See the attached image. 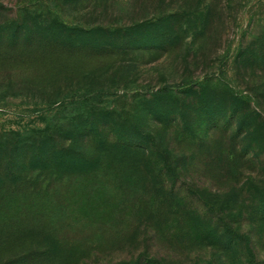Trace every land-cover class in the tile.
Returning <instances> with one entry per match:
<instances>
[{
	"label": "rangeland",
	"instance_id": "rangeland-1",
	"mask_svg": "<svg viewBox=\"0 0 264 264\" xmlns=\"http://www.w3.org/2000/svg\"><path fill=\"white\" fill-rule=\"evenodd\" d=\"M164 1L0 0L10 33L48 11L110 30L180 13L115 53L0 44V153L25 170L10 264H264V0ZM44 142L95 167L20 159Z\"/></svg>",
	"mask_w": 264,
	"mask_h": 264
},
{
	"label": "trees",
	"instance_id": "trees-1",
	"mask_svg": "<svg viewBox=\"0 0 264 264\" xmlns=\"http://www.w3.org/2000/svg\"><path fill=\"white\" fill-rule=\"evenodd\" d=\"M164 2V0H160L159 6H162L161 4H163ZM208 13H210V10ZM197 15H199V12L193 11L186 15L188 17L184 26L190 29L192 24L195 23L193 16H196V18L199 19ZM162 16L163 17H158L157 19L147 18L124 29L110 30L103 27V25H98L91 28H85L82 25L77 24L70 25L65 20H61L59 19V17L53 15L51 11H48L46 12V14H40L39 16L34 17L33 21L28 19V15L24 18L26 21L24 22L25 24L18 25V27H16V29L12 33H10V31L8 30H3V28L1 27L0 44L6 42L10 46L15 47L24 45L28 49H33L35 53L42 54L44 53L41 50V48L43 49V45L45 50L47 49V51L57 49L70 51L73 48L87 49L90 48L91 44L98 43L96 48H98L99 50L106 52L110 51L112 53H115V51L120 49L122 46L127 47L131 46L132 44H135V41L139 42L136 39L135 41L132 40L131 37H134L137 33L141 32L140 28H143L144 25H154V23H160L163 24V26H156L158 28L157 31H161L163 32V34L172 32L173 30L171 29V26L168 25L170 23L169 21L178 18L180 16V13H168L166 16H164L162 13ZM38 20H40V22H38ZM185 32H187V29ZM126 37L128 38V40ZM244 54L245 53H243V55ZM169 90V87H163L157 93L154 94L156 96L164 95ZM217 107L219 108L220 106ZM237 113L238 111L235 109V107H233L232 116H236ZM3 147L4 146L0 144V152L4 151L5 148ZM39 147H41L42 149L44 148L46 156L42 152L38 151ZM39 147L37 148V151L34 156L29 153L24 158L20 157V159H24L25 163L34 164L35 168V161L38 162V160H41V167L37 168L42 170L47 169L50 166H55L64 170L59 171V169H57L58 172H61L60 174H72L80 171L90 170L95 167V165H93L92 163L94 161V157L92 158V156H83L81 154L75 155L74 150L68 151V147L66 146L59 147L49 142H44ZM46 147L49 148L46 149ZM8 154L9 151L5 152L3 158L0 153V264H10L9 260L6 259L7 254L6 252H4L5 250L3 246L8 243V241L12 238H14V243L20 242L21 240V237H18L21 231H17L15 229L17 222L11 223V221H8L6 218L10 210L13 208L11 207V204L8 206L5 205V202H11V199L7 198V195L12 192H15L16 187L22 182H24V176L22 172H25V170H20L16 169L15 167H11L13 166V164H15L16 166L22 168L23 164L19 163L21 165H17V163H15L19 158L17 155H14V158L12 159V155L9 156ZM40 154H42V156H40ZM6 159L8 161L7 168L3 169ZM4 207L6 209L2 210ZM23 225L26 224L23 223ZM16 232H18V234H16ZM13 235L15 237H13ZM16 256L17 253L14 255V257ZM14 264H25V261L22 262L21 260H19Z\"/></svg>",
	"mask_w": 264,
	"mask_h": 264
}]
</instances>
